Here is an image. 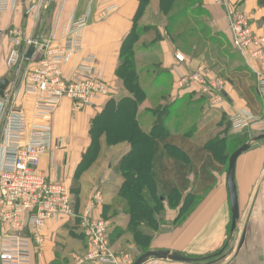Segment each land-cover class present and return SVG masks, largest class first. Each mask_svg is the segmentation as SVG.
Returning a JSON list of instances; mask_svg holds the SVG:
<instances>
[{
    "label": "crops",
    "instance_id": "obj_1",
    "mask_svg": "<svg viewBox=\"0 0 264 264\" xmlns=\"http://www.w3.org/2000/svg\"><path fill=\"white\" fill-rule=\"evenodd\" d=\"M142 1L14 0L12 10L7 14L0 15V82L5 78H12L6 91V98L13 105L22 108L25 115L26 135L35 124L33 118L35 99L33 96H24V77L35 64V60L28 62L24 60L16 68L7 66L11 48L9 31L15 28L23 31V51L25 53L36 38L35 58H37L43 46H58L68 35L71 23L82 17L88 19V27L84 32L85 55L95 56L98 71L103 80L111 87L113 99L118 101L127 95L126 90L116 76L125 38L134 26L138 28L152 27L158 30L162 39L154 43L153 47L139 50L137 56L142 60L153 59L154 62L158 63L159 70L168 72L172 84V100H186L182 101L180 105L182 109L188 107L191 96L201 95V87L197 82L183 83L190 76L202 71V74L207 78L211 80L219 78L224 83L223 98L219 103L215 104L209 99L203 98V101L199 104L202 108V116L205 119L200 129L201 132L208 128V134L212 132L216 134L219 132V125L223 121L228 127L230 126V119L237 114L252 119L263 115L262 103L256 90L258 74L262 71L261 66L257 62L248 63L243 55L234 49L229 20L231 11L243 13L247 16L252 31L257 35L264 34V0H222V4L216 3L215 0H194L192 8H201L203 12L201 21H205L206 26L211 30V34L217 35L214 41L222 43L218 47L208 44L211 49L216 50L214 55H211L210 60H207L204 51L200 54H189L177 50L171 40L166 37L163 24L165 17L161 14L159 1L145 0L146 5L141 11V15L137 17ZM143 39L144 41L151 40V36H146ZM151 48H153L152 52L149 51ZM226 53L230 54V57L227 58ZM177 55H180L184 61H177ZM216 61L218 67L213 65ZM211 63L213 64L211 65ZM71 68V64L64 66L66 73ZM223 70L224 72H222ZM110 99L101 100L96 106L88 107L83 111L75 110L69 99L63 100L60 108L51 119L54 145L51 151L45 154L41 160L40 171L42 174L53 181H64L73 190L75 174L92 142V124L103 113L105 105ZM150 103L151 101H146L139 112L151 109ZM211 128L216 129L211 131ZM101 140L103 148L101 147L100 152L103 150L109 151L106 166L103 163L94 172L92 170L85 171L80 177L79 182L81 185L78 189L82 213L91 203L95 192L97 190L101 192L102 203L93 211L95 218H103V206L112 205L117 200L118 191L124 179L122 173L117 172V164L131 150L130 144L125 141L106 147L104 138ZM259 143H262V141L258 142V146ZM57 145L66 147V151L55 149ZM253 149L252 152L243 154L237 162L236 185L240 205V220H242L245 213L242 212L243 202L239 168L242 167L249 177L250 190L251 188L253 190L255 185V188H257L258 176L253 175V173H255L254 170L257 171L256 167L259 165L257 160L260 158L261 161L264 155V145ZM136 155L134 162H139L142 153L138 152ZM151 156V153L147 154V157ZM111 157H113L112 161L109 160ZM131 161H133V158L128 159L127 163ZM86 175L89 176L85 180L87 182H84ZM190 179L193 180V177L190 176ZM213 188V191L209 192V196L205 197L203 195L205 200L201 209L186 225L185 229L179 231L165 229V232L155 234L151 251L176 252L192 258V256L203 255L210 251L208 244L212 234H217L215 236L218 239L217 244L220 241L223 242L225 227L228 226L229 222L231 225V209L226 178L220 179L217 177V183ZM259 194V196L251 198V211L246 213L251 223L248 227V233H246L245 242L238 246L233 259L230 255L226 256L227 258L224 261L222 260L223 262L220 261V264H264V195L263 193ZM112 213L113 211H110L108 221L112 227L111 241L113 249L122 251L121 249L125 246L128 249L134 247L131 234L125 231L128 217L122 215L121 220H117L115 216L112 217ZM166 218L170 222L175 220V213L168 210ZM210 220L219 222L220 229L215 233H211L209 225L205 224ZM200 222L202 223V229L199 233L195 226L198 227ZM64 225L55 221L48 223L44 245L31 248V264L54 263L58 254L56 251L57 241L69 236L63 231ZM117 227L124 231L120 237L117 236L119 230H115ZM197 245L198 247H196ZM215 263L217 262H212V264ZM158 264L183 263L159 261Z\"/></svg>",
    "mask_w": 264,
    "mask_h": 264
},
{
    "label": "built area",
    "instance_id": "obj_2",
    "mask_svg": "<svg viewBox=\"0 0 264 264\" xmlns=\"http://www.w3.org/2000/svg\"><path fill=\"white\" fill-rule=\"evenodd\" d=\"M222 4V0H215ZM14 0H0V15L9 13ZM86 17L74 20L68 35L58 46L41 48L39 61L24 77V96L35 99V124L26 135L25 115L20 106L8 98H0V264H31V248L42 247L46 242V229L50 221L66 224L77 218L87 240V254L77 264H133L135 256L122 258L113 252L109 240L110 222L93 216L102 203L100 191L93 195L87 209L77 215L73 207L71 189L64 181L51 180L40 171L41 160L54 145L52 116L63 100L69 99L77 111L94 107L101 100L113 97L111 87L103 80L95 56L85 55L84 32ZM229 27L234 49L248 62H257L262 71L258 74L257 94L263 107L259 118L234 115L230 119V133L244 134L250 129L264 133V34H255L245 14L232 12ZM10 53L7 66L18 67L25 59L23 31H9ZM32 44V43H31ZM30 45V43H29ZM177 61L184 59L176 56ZM71 64L66 73L64 66ZM197 82L200 93L211 102L223 98L224 83L211 80L199 73L183 83ZM55 149L66 151L57 145ZM158 264L159 261H151Z\"/></svg>",
    "mask_w": 264,
    "mask_h": 264
},
{
    "label": "trees",
    "instance_id": "obj_3",
    "mask_svg": "<svg viewBox=\"0 0 264 264\" xmlns=\"http://www.w3.org/2000/svg\"><path fill=\"white\" fill-rule=\"evenodd\" d=\"M154 1H159L161 14L165 17L163 24L166 37L177 50L189 54H200L204 51L207 60H210L216 50L211 49L208 44L218 47L222 43L214 41L217 35L211 34L205 21H201L203 13L201 8H192L194 0ZM145 5L146 2L143 0L137 17L141 15ZM152 35L153 41L150 44L142 43L144 37ZM161 39L158 30L152 27L132 28L123 42L116 70L118 81L127 95L118 101L110 99L91 128V146L94 142L98 144V154L103 138L106 147L123 141L131 146L130 152L117 164V172L122 173L124 178L117 201L123 206L122 215L128 217L125 231L131 234L132 245L137 248L139 256L151 251L155 234L166 226L162 215L164 203L179 206V201H182L178 220H181L182 216L184 218L186 214L183 213L188 203L199 201L216 185V174L220 172L217 162L226 160L218 151V148L223 149L227 146L228 138H220L226 132L216 134L212 132L198 137L205 120L199 104L203 98H208L203 94L191 96L188 107L182 109L180 105L186 100H172V84L168 72L156 68L151 75L146 66H141L143 60L138 58V51L153 47L152 45ZM152 50L153 48L149 51ZM226 57H230V54L226 53ZM150 60L154 62L153 59ZM213 65L218 67V62ZM152 92H158L159 95L151 98ZM146 101L155 102V106L139 112ZM106 117L110 120L101 122ZM226 129L229 133L230 126H226L224 131ZM244 134L234 137H241ZM248 141L249 139L245 143ZM172 151L183 155L186 162L179 156L172 155ZM138 152L142 153V157L139 162H134ZM148 153L152 156L147 157ZM130 158H133V161L127 163ZM84 161L82 160L75 174L77 184L83 173L94 163L83 166ZM79 186L77 192L71 190L73 207L77 215L82 214ZM110 211H113L112 205H104L101 219L109 220ZM121 217L116 219L119 220ZM111 228L110 225L108 236L110 244ZM115 230H119L117 236L123 235L124 231L120 228L117 227ZM63 231L66 234H78L83 240V251H86L87 240L78 218L66 223ZM139 256L134 260L136 261ZM60 264L71 263L68 258H64Z\"/></svg>",
    "mask_w": 264,
    "mask_h": 264
},
{
    "label": "rangeland",
    "instance_id": "obj_4",
    "mask_svg": "<svg viewBox=\"0 0 264 264\" xmlns=\"http://www.w3.org/2000/svg\"><path fill=\"white\" fill-rule=\"evenodd\" d=\"M152 41H153V35L151 36V40L144 41V39H143L142 43L144 42L146 44H149ZM151 63H152L151 60H143L141 63V66H143V65L146 66V70H150V74L153 75L155 69L159 68V66H158L157 62H153L152 64ZM216 79H219V78H216ZM158 92L157 93L152 92L151 98H153L154 96L157 97L159 95ZM149 106L151 108H153L155 106V103L151 102ZM108 120H110V119L108 117H106V119H103L101 122H106ZM225 128H226V124L223 121L222 124L219 125L218 131L220 133L226 132V134L223 133L220 138H228V139H226L227 140L226 141L227 146L225 148H223V149L218 148L220 155L222 154L223 156L226 157L225 161H218L217 162V166H218V169L220 170V172H218L216 175L220 179L226 178L228 162H229V158H230L231 154L233 152H235L238 148H240L248 139L250 140L251 138H255L257 136H260L261 134H264L261 131H259L258 129H254V130L250 129V130L246 131V133L243 136L234 137V136H232V134L230 132L228 133L227 129H226V131H224ZM211 129H212L211 131H214L216 128L215 129L211 128ZM208 130H209L208 128L203 130L198 137L200 138V137L207 135ZM257 144L258 143L254 144L247 153L252 152V150H254L253 148H259L260 145H264V140L262 141V143H259V146ZM89 148H90V149H88L89 152L83 158V160H85L83 166H87V165L94 162L93 165L89 169V170H92L93 172H94V170L97 169V167L101 166L103 163H105V166H106V163H107L106 161H107L109 151L103 150L98 154V152H99L98 151V144L96 142H94L92 146L90 145ZM171 154L179 156L180 158H182L184 160L186 159L183 155H181L180 153H177L175 151H172ZM112 159H113V157H111V159H109V160L112 161ZM257 161H259V165H258V167H256L257 171L254 170L255 168L253 169L255 172V173H253V175L258 176L257 177V188H255L256 185L255 186L251 185V186H253V190H252V188L250 190V180H249V177L247 176V174L245 173V170L242 167L239 168V180H241V182H240L241 192H242L241 196H242V202H243L242 212L245 213V215L243 216L242 220H239L238 229H237L235 238H234L232 244L230 246H228V248L223 253L222 256H225V257L223 258L221 256L222 257V259L220 260L221 262H223L227 258L226 256H229V255H230L231 259H233L235 254H236L238 246L242 245L245 242L246 233H248V229H249L248 227L250 226V223H251L249 221L248 215L246 214V213H250V211H251V205H252L251 198L259 196L260 195L259 193H263V195H264V191L262 192V190H264V155H263L261 161H260V158ZM87 176H89V175H86V177L84 178V182H87V181H85L88 178ZM245 177H247V178H245ZM78 185H81V183L78 182V184H77V179H76V177H74L73 192H77V188H78L77 186ZM213 189L214 188H212L211 191H208L205 194V197L209 196V194L213 191ZM204 200H205V198L202 197L199 201L189 202L187 207H186V210L183 213V214H186V216L184 215V218L182 216L181 220H178V217H179V212H180V207H181L180 204L182 203V201H179V206H176L173 204L169 205V203L168 204L164 203V205H163L164 212L162 213V215H163V219H165L163 223L166 226L162 227L161 232H163V231L165 232L166 231L165 229H168V230L171 229V230H175V231L185 229L186 225L191 221V219L195 216V214L197 212H199V210L201 209V206L203 205ZM122 207L123 206L119 204V201H117V200L114 201L112 203V209H113L112 217H114V216H115V218L121 217L122 216ZM168 210L173 211L175 213L176 219L171 221V222L167 221V218H166V213ZM187 213H188V215H187ZM205 224L209 225V230L211 233L212 232L215 233L218 231V229H220L218 221L210 220L208 223L205 222ZM201 225H202V223L200 222L198 227L195 226V229H198L199 233L201 232L200 229H202ZM229 230H230V222H229L228 226L225 227V236L222 239L223 242L220 241V243L217 244L218 239H216V237H215V236H217V234L216 233L212 234L210 236V241L208 244L210 251L206 252L203 255H200V254L195 255L194 254L195 256H192V258H195V257H199V258L212 257L211 259H209V260H211L210 262H208L209 261L208 260L205 262H201V264H208V263L212 264V262H216V261H217V263H215V264H220V261H219L220 257H213V256L218 254L226 245L228 235H229ZM57 243H58V245H57L56 251L58 252V254H57L58 257H56V260L54 261L53 264L63 263L64 258H68L70 263L74 264V263L78 262L79 258H82V257L86 256V254H87L88 249H86L85 252L83 251V249H82L83 240L76 233L75 234H69V236H66L63 240L62 239L58 240ZM196 247H198V245ZM215 247H217V248L215 249ZM111 248H112L113 252L116 254V256H118L120 258H122L123 256H125L127 254H132L135 257L140 255L137 248H135V247H131L128 249L125 246V247H123V249H121L122 251H116L115 249H113V246L111 244ZM197 264H199V263H197Z\"/></svg>",
    "mask_w": 264,
    "mask_h": 264
},
{
    "label": "water",
    "instance_id": "obj_5",
    "mask_svg": "<svg viewBox=\"0 0 264 264\" xmlns=\"http://www.w3.org/2000/svg\"><path fill=\"white\" fill-rule=\"evenodd\" d=\"M36 38L30 45L29 49L27 50L24 59L26 61H32L33 59L35 62L39 61L40 57L35 58L36 54ZM12 81V78L8 77L3 79L0 82V98L6 97V91ZM264 140V134L257 136L255 138H251L247 143L243 146L238 148L229 158L228 168L226 173V186L228 190V197L230 202V209H231V225H230V235L227 240L226 245L224 248L215 256L213 257H220L219 261L224 258L223 253L225 250L230 246L235 238L238 223L240 220V205H239V197L237 192V185H236V168L237 162L239 158L247 153L251 147ZM222 256V257H221ZM212 257H203V258H190L183 256L176 252L164 251V250H152L145 254H142L137 258V260L133 264H148L151 261H163V262H174V263H183V264H197L200 262H205L211 259ZM217 262V261H216Z\"/></svg>",
    "mask_w": 264,
    "mask_h": 264
}]
</instances>
